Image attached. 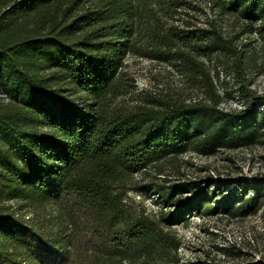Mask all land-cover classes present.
I'll use <instances>...</instances> for the list:
<instances>
[{
    "label": "trees",
    "instance_id": "16d2710c",
    "mask_svg": "<svg viewBox=\"0 0 264 264\" xmlns=\"http://www.w3.org/2000/svg\"><path fill=\"white\" fill-rule=\"evenodd\" d=\"M196 6L0 0V264H170L182 246L173 227L191 216L264 219V175L164 174L189 152L264 148V96L243 80V52L213 20H185ZM217 6L264 36V0ZM128 55L169 64L204 97L130 104ZM224 58L239 110L220 107L209 64ZM145 194L158 212L133 198Z\"/></svg>",
    "mask_w": 264,
    "mask_h": 264
},
{
    "label": "rangeland",
    "instance_id": "374dc122",
    "mask_svg": "<svg viewBox=\"0 0 264 264\" xmlns=\"http://www.w3.org/2000/svg\"><path fill=\"white\" fill-rule=\"evenodd\" d=\"M196 11L184 19L198 26L214 21L224 36L234 39V46L243 52L244 81L259 95L264 96V36L250 34L246 22L232 15H221L220 0H191ZM181 24V22H178ZM231 59L214 60L209 64L225 111L243 108L237 93ZM126 71L135 94L127 97L130 104L147 95H174L202 99L204 94L189 83L185 76L169 64L150 61L133 55L126 58ZM219 72V76L217 75ZM141 93L142 95H138ZM166 176L186 179H205L220 174L238 179L264 175V148L260 146L237 151H221L215 157H204L189 152L165 164ZM154 177V175H153ZM165 176H160L164 178ZM147 211L156 213L161 205L153 194L134 196ZM29 217H31L29 215ZM182 241L176 262L170 264H248L264 261V219L262 213L247 218L220 214L211 217L191 216L173 227Z\"/></svg>",
    "mask_w": 264,
    "mask_h": 264
}]
</instances>
